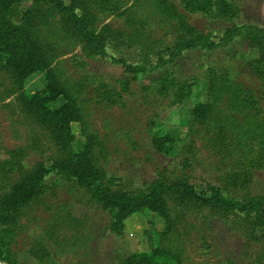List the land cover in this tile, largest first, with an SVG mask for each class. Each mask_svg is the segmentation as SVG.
Masks as SVG:
<instances>
[{"label":"trees","instance_id":"16d2710c","mask_svg":"<svg viewBox=\"0 0 264 264\" xmlns=\"http://www.w3.org/2000/svg\"><path fill=\"white\" fill-rule=\"evenodd\" d=\"M179 1L185 10L226 26L201 30L174 0H135L131 5L127 0H0V72L9 80L5 94L10 99L5 106L29 128L27 141L7 149L5 157L0 146V264H24L13 244L23 218L45 205L49 175L73 183L87 195V203L108 212V229L115 236L122 237L126 221L143 210L164 219L161 230L145 229V250L120 254L118 264H182L186 253L181 229L188 214L221 219L241 237L242 256L249 264H264V190L251 189L255 171L264 170V24L238 22L241 0ZM146 7L168 24L166 36L148 30ZM107 14L125 16V26L105 22ZM245 42L258 51L246 65L260 79L262 94L235 80L231 64L237 53L228 52L206 66V99L192 108V120L202 127H191L190 134L199 136L219 160L224 169L221 183L201 185L194 174L198 146L190 136L181 140V168H157L142 188L130 178L107 177L106 140L91 129L84 114L87 88L98 79L69 76L60 50L67 46L79 48L88 59L109 57L127 74L119 80L122 91L129 92L131 83L140 81L144 91L177 104L192 97L194 83L165 69L168 65L190 50ZM113 50L133 51L137 60L118 57ZM37 72L44 74L45 85L31 92L28 80ZM155 72L161 73L145 82L144 77ZM121 96L109 94V101L118 103ZM76 122L85 138L79 150ZM176 141L170 133L153 132L161 153L170 154ZM33 154L42 158L30 162ZM93 233L91 219L76 216L70 204L63 203L41 227L29 252L41 264L53 261L50 243L86 253Z\"/></svg>","mask_w":264,"mask_h":264},{"label":"rangeland","instance_id":"374dc122","mask_svg":"<svg viewBox=\"0 0 264 264\" xmlns=\"http://www.w3.org/2000/svg\"><path fill=\"white\" fill-rule=\"evenodd\" d=\"M135 0H127L131 5ZM181 11L187 14L189 21L203 31L209 28L225 27L221 22H211L201 12H189L182 7L179 0H174ZM242 16L238 22H255L264 24V0H241ZM145 18L148 30L155 36H166L167 25L161 21L160 15L151 7L145 8ZM104 21L115 28L125 26V16L107 14ZM44 32V30H43ZM228 52L237 53L231 64V72L236 81L253 89L261 95V81L246 65V59L258 55L257 49L250 48L248 43H231L229 46L215 50L197 48L185 52L173 64L165 69L174 70L185 80L194 83V93L191 98L182 103H172L170 97H161L143 90L140 81H133L129 92L121 89L119 80L126 77L124 67L114 63L109 57L98 56L94 59L85 58L79 48L67 47L60 50V59L72 78L89 74L98 79L96 85H89L85 95L84 114L91 129L97 131L106 140L110 157L103 166L107 177L130 178L138 188L146 185L157 168L180 169L183 154L181 140L190 136L198 146V155L194 159V174L202 186L208 183H221L224 169L219 160L203 145L195 133L190 134L191 127L201 128L192 120V108L196 102L206 99L205 76L206 66L213 61L224 59ZM116 56H125L130 61H136L133 51L113 50ZM82 59L85 65L81 66ZM161 72L147 74L145 82L156 78ZM100 83L105 87H101ZM45 85L44 74L37 72L28 80V89L35 92ZM9 80L0 72V146L3 157L6 150L14 148L27 141L28 126L22 117L13 113L11 107H6L10 101L6 96ZM121 94L118 103L109 101V94ZM118 99L117 96H115ZM194 125V126H193ZM76 134L75 147L82 149L85 138L81 132L80 123L73 124ZM170 133L176 137L170 154L157 150L153 143V132ZM42 158L38 154L30 156V162ZM254 192L264 190V170L255 171ZM49 190L45 195V205L37 206L36 210L24 217L22 228L13 244L24 264H41L32 257L29 250L32 240L40 235L41 227L51 218L55 210L67 203L76 216L92 221L93 237L86 242V253L77 252L70 247L59 248L53 243L49 247L53 253V261L46 264H118L122 253L142 251L147 248L146 228L161 230L165 221L159 215L149 210L134 214L126 221L122 237L115 236L108 229L110 216L108 212L89 203L87 195L73 183L58 180L54 175L47 178ZM1 229V226H0ZM185 240V259L182 264H249L242 256V239L231 231L224 222L216 217L208 220L200 219L195 214H188L181 229ZM82 250V247L79 249Z\"/></svg>","mask_w":264,"mask_h":264}]
</instances>
